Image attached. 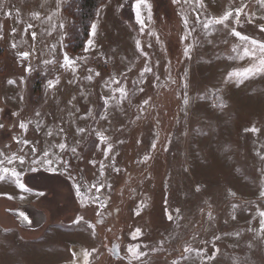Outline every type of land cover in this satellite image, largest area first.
Listing matches in <instances>:
<instances>
[{"label":"rangeland","instance_id":"374dc122","mask_svg":"<svg viewBox=\"0 0 264 264\" xmlns=\"http://www.w3.org/2000/svg\"><path fill=\"white\" fill-rule=\"evenodd\" d=\"M70 2L0 0V264H264V0Z\"/></svg>","mask_w":264,"mask_h":264},{"label":"trees","instance_id":"16d2710c","mask_svg":"<svg viewBox=\"0 0 264 264\" xmlns=\"http://www.w3.org/2000/svg\"><path fill=\"white\" fill-rule=\"evenodd\" d=\"M104 2L105 0H71L66 7L73 19L68 40V50L71 53H78L85 47L96 13Z\"/></svg>","mask_w":264,"mask_h":264},{"label":"snow or ice","instance_id":"6c2138e0","mask_svg":"<svg viewBox=\"0 0 264 264\" xmlns=\"http://www.w3.org/2000/svg\"><path fill=\"white\" fill-rule=\"evenodd\" d=\"M140 3H144V4L146 5V0H139V2L135 5V8H136V10H137V19H138V21H139V8H140ZM146 6H147V5H146ZM238 15H239V12L237 13V16H238ZM230 16H231V13H230V12H229V13H226V14H225L222 18H220V19H216V20H211V21H209L208 23H206V24L204 25V27L207 29V28H209L211 25H215V24H224L225 21H227L228 18H229ZM139 22L142 23V21H139ZM238 22H239V20L237 19V23H238ZM92 27H93V30H95V25H93ZM261 30L264 31V28H262ZM231 34H232L233 36L239 38V39L242 40V41L250 42L252 45L258 47V48L261 50V52H264V43H258V42L255 41V40H251V41H249V37L241 35V33L235 31L234 29L232 30V33H231ZM28 55H29V54H28L27 52H25V53L23 54L24 58H27ZM64 63H65V65H67V64L70 63L69 58H68L67 56H65V58H64ZM260 64H261V68L258 69V71H260V72H264V59H262V60L260 61ZM147 71H150V69H147ZM251 71H252V69H247V70H245V72H243V73H234V75H239V76H241V77H245V78H246L247 75H248V73L251 72ZM97 75H99V73H97ZM49 84H50V86H53V87H54V85L52 84L51 81H49ZM105 103H107V101H105ZM20 127H21V128H26V125L21 124ZM79 131H80V132H83V129H79ZM250 131H252V132L255 133V132L258 131V129H256V128H252V129H250ZM100 138H101V140L104 139L103 137H100ZM64 147H65V145H63V144L60 145V148H61V149H63ZM34 150H35V149H33V151H34ZM108 150H109V151L111 150V147H110V146H109V149H108ZM73 152H75V149H73ZM46 155H47V154H46ZM262 159H264V157H262ZM21 163H23V160H22V159H21ZM48 163L50 164L51 161H48ZM3 171H4L5 173L8 172L7 169H4ZM11 174L13 175V177H15L18 187H19L21 190H26L25 185H24L23 183L20 182V174L17 173V172H15V170H13ZM198 190H199V189H197V191H198ZM77 191H78V189H77ZM40 195H42V193H40ZM261 196L264 197V192L261 193ZM260 216H261L262 218H264V212H261V213H260ZM24 219H25L26 222H30L28 217L25 216ZM233 219H235V217H233ZM130 251H131V250H130ZM185 251H188V249H185ZM137 258H139V256H137Z\"/></svg>","mask_w":264,"mask_h":264},{"label":"flooded vegetation","instance_id":"af4514ba","mask_svg":"<svg viewBox=\"0 0 264 264\" xmlns=\"http://www.w3.org/2000/svg\"><path fill=\"white\" fill-rule=\"evenodd\" d=\"M37 212L32 208V207H26L23 208L19 211V217L20 220L22 222V225H24L25 227H33L34 225H37V221H36V215ZM28 217L30 222H26L24 217Z\"/></svg>","mask_w":264,"mask_h":264},{"label":"water","instance_id":"95a60500","mask_svg":"<svg viewBox=\"0 0 264 264\" xmlns=\"http://www.w3.org/2000/svg\"><path fill=\"white\" fill-rule=\"evenodd\" d=\"M13 214L19 216V210L14 211ZM35 216L37 221V227H41L46 221L44 215L42 214V212H37Z\"/></svg>","mask_w":264,"mask_h":264}]
</instances>
